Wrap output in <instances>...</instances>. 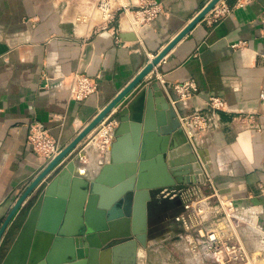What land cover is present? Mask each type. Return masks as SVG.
Here are the masks:
<instances>
[{
  "label": "crops",
  "instance_id": "obj_1",
  "mask_svg": "<svg viewBox=\"0 0 264 264\" xmlns=\"http://www.w3.org/2000/svg\"><path fill=\"white\" fill-rule=\"evenodd\" d=\"M101 1L0 0V221L13 205L1 211L3 206L16 201L44 170L43 159L28 144L31 124L40 122L65 149L211 0H158L164 13L142 28L132 24V10L142 0H106L110 13L102 19L95 15ZM223 1L231 14L214 26L198 23L124 99L119 112L142 90L155 95L153 88L160 85L163 95L153 99L154 129L147 142L152 152L161 144L160 129H183V117L196 109L212 116L217 122L213 131L185 133L189 139L195 137L207 161L198 174L200 183L208 196L219 190L231 194L238 209L257 210L264 230V0ZM76 70L99 82L98 92L83 102L70 99L62 83ZM161 80L170 85L193 80L198 91L175 103V93ZM211 98L222 99L225 109H210ZM145 108L146 102L144 114ZM244 116L253 118L241 120ZM116 136L109 159L101 163L90 150L88 164L76 166L74 175L84 180L98 176L114 159ZM127 145L122 142L116 154L125 157ZM185 157L178 154L172 162L181 166ZM169 160L165 158V163ZM149 162L146 181L158 183L159 163ZM125 171L114 170L110 177ZM58 172L37 190L5 254L30 208ZM157 191L146 203V264H198L184 238L190 232L175 221L183 212L182 202L161 200ZM136 260L135 245L134 254L128 249L112 253L110 264H136ZM248 264H264V256Z\"/></svg>",
  "mask_w": 264,
  "mask_h": 264
},
{
  "label": "water",
  "instance_id": "obj_2",
  "mask_svg": "<svg viewBox=\"0 0 264 264\" xmlns=\"http://www.w3.org/2000/svg\"><path fill=\"white\" fill-rule=\"evenodd\" d=\"M220 1L211 0L75 140L62 150L16 201V198L9 200L3 206L1 211L13 205L7 218L0 221V264H102V257L107 256L106 254L111 257L118 250L128 249L134 254L135 245L136 264H146L145 216L146 203L151 198V192L177 184L200 183L198 174L202 173L203 165L207 164L195 138L189 139L183 129L177 126L160 129L158 133L163 135L161 144L156 152L150 151L147 142L154 129L151 122L153 99L163 95L158 83L153 88L155 95L151 91L147 94L146 90H142L119 112L120 126L116 132L113 161L104 165L95 178L84 180L80 174L74 175L76 161L70 160L45 185L7 254L2 256V252L13 238L21 218L50 173L65 161L111 111L141 85L155 66ZM122 142L128 144L125 157L119 156L120 153L116 154ZM178 154L186 156L181 160L182 168L177 161L172 162ZM165 158L170 159L168 163H165ZM152 159L159 163L158 183L146 181L145 171ZM169 167L177 170L170 173ZM123 168L126 169L125 174L113 179L110 177L114 170ZM182 176L186 180L181 181ZM191 176L194 178L191 179ZM135 238L136 243L133 242ZM101 251L105 253L101 254Z\"/></svg>",
  "mask_w": 264,
  "mask_h": 264
},
{
  "label": "built area",
  "instance_id": "obj_3",
  "mask_svg": "<svg viewBox=\"0 0 264 264\" xmlns=\"http://www.w3.org/2000/svg\"><path fill=\"white\" fill-rule=\"evenodd\" d=\"M108 7L106 0L100 2L99 9L105 12L104 15L107 14ZM132 11L134 12L132 24L142 28L163 14L164 7L158 0H142L141 4ZM231 12L229 5L221 0L202 21L214 26ZM241 45L245 44H234L233 48ZM161 82L165 89L173 90L176 95L175 103L191 99L198 91L197 84L193 80L171 85L163 80ZM62 83L68 90L70 99L78 102L87 100L99 90L97 78L79 70L64 76ZM208 105L210 109L223 110L226 104L220 98H211ZM119 106L88 135L78 154L72 156L71 153L49 176L70 159L78 163H87L90 150L94 151L101 163L109 159L110 148L120 126ZM252 118V116L240 117L241 120L249 121ZM216 128V120L202 109H196L183 117L185 132L190 131L194 135H199ZM28 144L33 152L43 159L44 169L63 150L60 142L37 121L29 127ZM157 196L161 200L182 202L183 212L175 218V221L184 230L190 232L184 238L188 250L198 264H248L264 256V230L260 223V213L255 209H238L231 194L215 190L208 196L203 184L195 183L158 189Z\"/></svg>",
  "mask_w": 264,
  "mask_h": 264
},
{
  "label": "rangeland",
  "instance_id": "obj_4",
  "mask_svg": "<svg viewBox=\"0 0 264 264\" xmlns=\"http://www.w3.org/2000/svg\"><path fill=\"white\" fill-rule=\"evenodd\" d=\"M104 13L105 12H103L102 10H100V9H96V18H101L102 19V17L101 16H107V18H108V14L110 13V11H108V9L106 10V13L107 14H105L104 15ZM102 14V15H101ZM184 131V130H183ZM185 132V131H184ZM186 133V132H185ZM71 160V159H70ZM70 160H68L61 168H59V172L64 168V166L70 161ZM89 162V161H88ZM88 162L87 163H83V162H81V163H78V162H76V165L78 166V165H83V166H86L87 164H88ZM78 163V164H77ZM58 172V173H59ZM158 192V191H157ZM157 192H155V194L157 193ZM14 235H15V233H14ZM13 235V236H14ZM12 236V237H13ZM11 240L12 239H10V241H9V243H7V245L5 246V248H4V250H3V252H2V256H4V254H5V252H6V250L8 249V246H9V244H10V242H11ZM1 256V257H2Z\"/></svg>",
  "mask_w": 264,
  "mask_h": 264
},
{
  "label": "bare ground",
  "instance_id": "obj_5",
  "mask_svg": "<svg viewBox=\"0 0 264 264\" xmlns=\"http://www.w3.org/2000/svg\"><path fill=\"white\" fill-rule=\"evenodd\" d=\"M194 137V136H193ZM195 138V137H194ZM80 169H83L82 167H80ZM107 256L102 257V264H110V255L106 254Z\"/></svg>",
  "mask_w": 264,
  "mask_h": 264
}]
</instances>
